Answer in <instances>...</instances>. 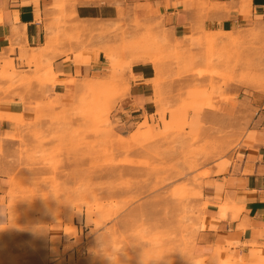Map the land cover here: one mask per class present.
<instances>
[{
  "label": "rangeland",
  "instance_id": "rangeland-1",
  "mask_svg": "<svg viewBox=\"0 0 264 264\" xmlns=\"http://www.w3.org/2000/svg\"><path fill=\"white\" fill-rule=\"evenodd\" d=\"M53 9L41 47L0 52V121L13 101L35 105L32 120L0 132L9 216L0 264H109L110 241L126 245L120 264H142L144 254L146 264H201L190 247L202 180L238 143L216 101L240 87L264 89V24L179 34L155 14L120 10L103 25L73 20L63 4ZM103 40L110 78L81 81L67 107L33 99L58 81L52 61L67 51L60 43L103 50ZM133 64L151 66L154 109L125 122ZM53 226L65 239L57 257Z\"/></svg>",
  "mask_w": 264,
  "mask_h": 264
},
{
  "label": "crops",
  "instance_id": "crops-1",
  "mask_svg": "<svg viewBox=\"0 0 264 264\" xmlns=\"http://www.w3.org/2000/svg\"><path fill=\"white\" fill-rule=\"evenodd\" d=\"M62 4L74 14L73 20L102 21L103 25L118 21L120 10L138 16L155 14L165 27L179 34L197 28L226 33L264 24V0H0V52L11 45L16 54L41 47L47 36L45 27L56 22L49 14L53 6ZM105 45L103 40V50L84 47L69 51L67 42L60 43L59 48L67 51L52 61L58 81L44 89L46 97L33 99L67 107L81 90V81L110 78ZM131 74L121 110L125 122L154 109L151 66L133 64ZM216 105V114L230 121L238 143L207 167L191 259L201 264H264V89L240 87L230 93L228 101L218 100ZM204 111L203 116H211V111ZM1 112L6 117L0 121V132L9 133L15 123L34 118L35 105L13 101ZM6 193L7 176L0 174V226L9 220ZM49 238L57 257L65 241L62 228L53 226Z\"/></svg>",
  "mask_w": 264,
  "mask_h": 264
},
{
  "label": "clouds",
  "instance_id": "clouds-1",
  "mask_svg": "<svg viewBox=\"0 0 264 264\" xmlns=\"http://www.w3.org/2000/svg\"><path fill=\"white\" fill-rule=\"evenodd\" d=\"M125 244L120 242H109V247L105 249L106 258L109 264H120V254L124 252ZM142 264H146L145 254L142 258Z\"/></svg>",
  "mask_w": 264,
  "mask_h": 264
}]
</instances>
